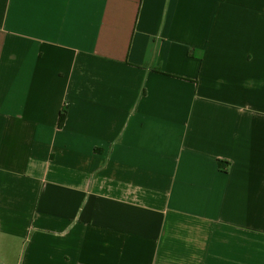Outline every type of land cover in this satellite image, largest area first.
Returning a JSON list of instances; mask_svg holds the SVG:
<instances>
[{"label":"crops","instance_id":"0c3cea01","mask_svg":"<svg viewBox=\"0 0 264 264\" xmlns=\"http://www.w3.org/2000/svg\"><path fill=\"white\" fill-rule=\"evenodd\" d=\"M0 264H264V0H0Z\"/></svg>","mask_w":264,"mask_h":264},{"label":"trees","instance_id":"16d2710c","mask_svg":"<svg viewBox=\"0 0 264 264\" xmlns=\"http://www.w3.org/2000/svg\"><path fill=\"white\" fill-rule=\"evenodd\" d=\"M66 113H67L66 107H63L61 112H60V115H59V122H58L59 127L63 126V123H64L65 118H66ZM218 166H219V168H221L223 170L227 169V163H223L222 161H218Z\"/></svg>","mask_w":264,"mask_h":264}]
</instances>
